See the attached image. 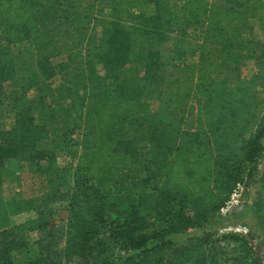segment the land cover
<instances>
[{
  "label": "trees",
  "instance_id": "trees-1",
  "mask_svg": "<svg viewBox=\"0 0 264 264\" xmlns=\"http://www.w3.org/2000/svg\"><path fill=\"white\" fill-rule=\"evenodd\" d=\"M99 8L109 10L102 47L93 55L103 71V96L87 108L93 128L79 143L70 190L51 191L43 202L44 209L65 204L62 247L50 215L38 212L36 250L0 225V264H215L212 224L255 170L264 96L242 154L203 155L215 146L211 133L162 122L155 104L178 69L202 87L212 75L237 76L247 60L264 66V46L252 37L254 23L264 30V0H0V24L31 44L36 72L48 81L56 73L52 60L88 41ZM151 36L156 50L147 47ZM188 52L196 61L184 66ZM15 77L9 40L0 37V106ZM185 91L187 98L191 88ZM60 111L61 129L74 128L77 118ZM48 135L27 110L17 112L12 127L0 129V170L18 161L35 171L53 165L41 148ZM190 233L184 244L171 239ZM230 238L245 244L239 235Z\"/></svg>",
  "mask_w": 264,
  "mask_h": 264
},
{
  "label": "rangeland",
  "instance_id": "rangeland-1",
  "mask_svg": "<svg viewBox=\"0 0 264 264\" xmlns=\"http://www.w3.org/2000/svg\"><path fill=\"white\" fill-rule=\"evenodd\" d=\"M92 14L93 19L87 27L88 41L79 49L54 58L52 64L56 73L48 81H43L36 72L31 44L23 40L17 30L7 31L0 24V37L3 43L9 40L16 74L12 88L0 106V129H10L15 114L27 110L49 133L41 148L53 158V165L49 166L47 161L40 171H35L32 164L18 161L8 165L1 177L2 182L8 181V189L0 193V225H8L22 234L35 250L41 239L36 231L38 212L50 215L51 224L60 234L57 244L62 247L67 215L65 204L55 202L44 209L43 202L51 191L70 190L71 166L77 159L79 143L86 130L93 128L87 108L93 99L103 96V71L93 55L102 47V28L108 22L109 10L99 8ZM252 37L258 38L264 46V30L256 23L253 24ZM147 47L149 50L158 48L154 36L147 39ZM189 52L184 66L196 61ZM134 65L141 73L142 64ZM255 66L244 76L240 71L237 76L212 75L202 87L185 81L181 69L172 72L155 104L159 120L186 133L201 129L210 132L215 146L204 151L205 156L214 154L217 149L225 154H242L245 143L259 125L254 107L264 96V66L260 63ZM188 87L191 91L186 98L185 89ZM60 110L70 111L77 118L74 128L61 129L55 121ZM261 145L262 152L245 187H240L231 196L212 224L211 240L215 241L213 246L216 249L212 260L215 264H264V136ZM9 187L11 191L8 193ZM45 188L47 192H39ZM193 235L173 236L171 239L177 245L184 244ZM237 235L245 244L233 242L230 236ZM14 260L19 259L15 256Z\"/></svg>",
  "mask_w": 264,
  "mask_h": 264
},
{
  "label": "crops",
  "instance_id": "crops-1",
  "mask_svg": "<svg viewBox=\"0 0 264 264\" xmlns=\"http://www.w3.org/2000/svg\"><path fill=\"white\" fill-rule=\"evenodd\" d=\"M255 40L256 41H259V39L258 38H255ZM256 63H258V62H256V61H254V60H247V61H245L244 63H243V65L240 67V73H242V75L244 76V74H248V73H251L252 72V69L253 68H255L256 66ZM3 170H0V193H2L3 191H5L4 189L6 188V189H8V181H6L5 180V182H2V179H1V177H3ZM10 188V187H9ZM11 191V188L9 189V190H6V192H10ZM14 195H12V196H9L10 198L9 199H11V197H13ZM4 199L5 200H8V199H6L5 197H4ZM2 201V200H1Z\"/></svg>",
  "mask_w": 264,
  "mask_h": 264
},
{
  "label": "bare ground",
  "instance_id": "bare-ground-1",
  "mask_svg": "<svg viewBox=\"0 0 264 264\" xmlns=\"http://www.w3.org/2000/svg\"><path fill=\"white\" fill-rule=\"evenodd\" d=\"M231 230V229H230Z\"/></svg>",
  "mask_w": 264,
  "mask_h": 264
},
{
  "label": "built area",
  "instance_id": "built-area-1",
  "mask_svg": "<svg viewBox=\"0 0 264 264\" xmlns=\"http://www.w3.org/2000/svg\"><path fill=\"white\" fill-rule=\"evenodd\" d=\"M229 231V230H228Z\"/></svg>",
  "mask_w": 264,
  "mask_h": 264
}]
</instances>
